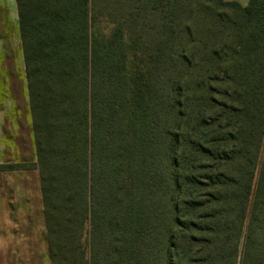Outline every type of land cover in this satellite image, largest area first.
Here are the masks:
<instances>
[{
	"label": "trees",
	"instance_id": "obj_1",
	"mask_svg": "<svg viewBox=\"0 0 264 264\" xmlns=\"http://www.w3.org/2000/svg\"><path fill=\"white\" fill-rule=\"evenodd\" d=\"M15 2L51 264H264V0Z\"/></svg>",
	"mask_w": 264,
	"mask_h": 264
},
{
	"label": "rangeland",
	"instance_id": "obj_2",
	"mask_svg": "<svg viewBox=\"0 0 264 264\" xmlns=\"http://www.w3.org/2000/svg\"><path fill=\"white\" fill-rule=\"evenodd\" d=\"M15 17V0H0V264H51L39 172L6 168L15 164L29 166L36 161L23 52Z\"/></svg>",
	"mask_w": 264,
	"mask_h": 264
},
{
	"label": "crops",
	"instance_id": "obj_3",
	"mask_svg": "<svg viewBox=\"0 0 264 264\" xmlns=\"http://www.w3.org/2000/svg\"><path fill=\"white\" fill-rule=\"evenodd\" d=\"M226 1H236V2H238V3H240V4H243V3H245V1H247V0H226ZM10 6H12V5L10 4ZM9 13H10V7H9L8 15H9ZM9 17H10V16H9ZM10 22H13V23H14V21L11 20V19H10ZM15 22L18 23V15H17V19H16V17H15ZM18 26H19V25H18ZM0 50H1V49H0Z\"/></svg>",
	"mask_w": 264,
	"mask_h": 264
}]
</instances>
